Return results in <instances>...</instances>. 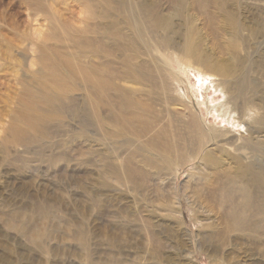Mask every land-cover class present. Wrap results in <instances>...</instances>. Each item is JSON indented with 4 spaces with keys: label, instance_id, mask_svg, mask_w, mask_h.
<instances>
[{
    "label": "rangeland",
    "instance_id": "374dc122",
    "mask_svg": "<svg viewBox=\"0 0 264 264\" xmlns=\"http://www.w3.org/2000/svg\"><path fill=\"white\" fill-rule=\"evenodd\" d=\"M26 2L0 0V264H264V0Z\"/></svg>",
    "mask_w": 264,
    "mask_h": 264
},
{
    "label": "bare ground",
    "instance_id": "6f19581e",
    "mask_svg": "<svg viewBox=\"0 0 264 264\" xmlns=\"http://www.w3.org/2000/svg\"><path fill=\"white\" fill-rule=\"evenodd\" d=\"M27 1V0H26ZM25 0H24V2H26ZM29 2V1H28ZM8 3V2H7ZM27 3V2H26ZM30 3V2H29ZM128 4V3H127ZM28 5H30V4H28ZM74 9V8H73ZM72 9V10H73ZM76 10V9H75ZM73 12V11H72ZM27 15V14H26ZM36 16V15H35ZM70 16V15H69ZM137 17V16H136ZM141 20H142V18H141ZM42 21V20H41ZM143 21V20H142ZM38 22V21H37ZM137 22H139V24H140V20L138 21L137 20ZM142 24V23H141ZM9 26V25H8ZM143 28V27H142ZM136 30V29H135ZM145 31V30H144ZM37 32V31H36ZM40 34V33H39ZM38 36V35H37ZM118 37V36H117ZM148 43V42H147ZM130 45V44H129ZM188 48V47H187ZM191 49V48H190ZM189 51V50H188ZM146 54V53H145ZM184 65H185V63H184ZM153 79V78H152ZM187 94V93H186ZM136 109H137V111H134V112H132V113H129V114H127L126 116L128 117V119L129 120H131V121H134V120H137V121H141V123H143L142 125H141V130H142V133H144V134H146L147 132H149V131H151V129L153 128V125H151L152 124V122H142V120H147L146 118H145V112L146 113H148L149 111H152L151 110V107H145V106H136ZM216 111H225V109H224V107H220V108H217V109H215ZM150 116V115H149ZM154 116V115H153ZM156 117V119H155V121H157V116H154V118ZM119 119V118H118ZM89 121V120H88ZM119 121V120H118ZM136 121V122H137ZM150 121V120H149ZM153 121V120H152ZM122 123V122H121ZM157 123V122H156ZM138 124H140V122L138 123ZM153 124H154V122H153ZM132 129V128H131ZM25 130V129H24ZM154 130V129H153ZM184 134V133H183ZM147 135V134H146ZM145 135V136H146ZM170 135V134H169ZM183 136V135H182ZM180 137V136H179ZM171 140V139H170ZM156 141V140H155ZM171 143V142H170ZM179 143V142H178ZM175 146V145H174ZM172 147H173V144L171 143V145H168V143H167V145H165V146H163V148H164V150L165 151H167L168 153L169 152H172L173 150H172ZM137 148V147H136ZM152 152V151H151ZM176 152V151H175ZM165 153V152H164ZM177 153V152H176ZM165 155H166V153H165ZM176 157V156H175ZM249 180V179H248ZM252 200V199H251ZM252 204V203H251ZM250 205H249V203H248V207H249ZM214 234V233H213Z\"/></svg>",
    "mask_w": 264,
    "mask_h": 264
}]
</instances>
